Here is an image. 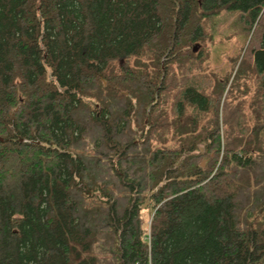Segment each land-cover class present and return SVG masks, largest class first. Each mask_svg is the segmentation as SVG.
I'll list each match as a JSON object with an SVG mask.
<instances>
[{"label":"trees","instance_id":"obj_1","mask_svg":"<svg viewBox=\"0 0 264 264\" xmlns=\"http://www.w3.org/2000/svg\"><path fill=\"white\" fill-rule=\"evenodd\" d=\"M263 9L0 0V264H264V130L177 84L207 19Z\"/></svg>","mask_w":264,"mask_h":264},{"label":"rangeland","instance_id":"obj_2","mask_svg":"<svg viewBox=\"0 0 264 264\" xmlns=\"http://www.w3.org/2000/svg\"><path fill=\"white\" fill-rule=\"evenodd\" d=\"M204 33L202 42L194 44L197 47L194 54L200 56L194 59L190 56L184 77L178 79L177 84L181 87L190 85L211 95L218 91L220 83L225 87L220 109H224L228 118L233 114L229 131H263L264 74L258 75L255 70L254 51L263 44L264 9L254 23L241 11H223L204 22ZM242 61L245 69L238 72ZM220 123L224 134V121L221 119ZM206 148V144L200 145L203 154ZM207 164V158L202 160L203 168ZM147 220L149 232L152 216Z\"/></svg>","mask_w":264,"mask_h":264},{"label":"water","instance_id":"obj_3","mask_svg":"<svg viewBox=\"0 0 264 264\" xmlns=\"http://www.w3.org/2000/svg\"><path fill=\"white\" fill-rule=\"evenodd\" d=\"M196 51H197V47H194V52H196ZM0 141L3 142L4 139L0 138ZM184 179H186V178H184ZM193 179H196V178H193ZM145 205H147V204H145ZM144 207H145V206H144Z\"/></svg>","mask_w":264,"mask_h":264}]
</instances>
